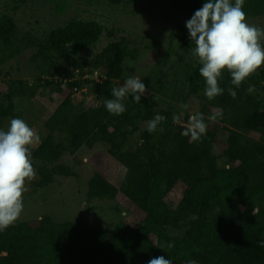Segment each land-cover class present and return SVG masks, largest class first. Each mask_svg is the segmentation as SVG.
<instances>
[{
  "label": "trees",
  "instance_id": "16d2710c",
  "mask_svg": "<svg viewBox=\"0 0 264 264\" xmlns=\"http://www.w3.org/2000/svg\"><path fill=\"white\" fill-rule=\"evenodd\" d=\"M29 1L10 0L8 12H0V129L6 131L12 118L33 126L27 121L32 101L40 98L50 106L69 90L53 113L43 123L39 120V127L33 126L40 138L28 146L39 177L33 187L47 188L55 176H74L68 166L57 164L60 159L104 144L109 157L121 165L122 169L116 165L120 182L116 185L96 172L88 183V199H125L141 218L135 223L121 220L111 231L56 221L49 215L19 220L0 231V264H147L158 256L172 259L173 264H187L190 258L198 264H264V248L258 246L264 239V66L239 87L223 70L218 86L225 92L210 100L204 95L202 65L171 64L169 50L141 79L147 87L141 101L129 95L124 101L127 110L113 115L103 99L111 98L126 60H136L141 48H132L133 40L121 28L107 32L109 43L97 50L104 28L96 21L71 19L43 39L34 37L19 27L13 15ZM44 2L54 5L59 15L67 11L68 0ZM205 2H181L188 20ZM242 10L246 19L264 18V0H244ZM186 21L174 28L170 38L173 42L178 35L182 46L191 49ZM160 45L159 36L146 44L149 52ZM27 54L28 72L22 75L16 63ZM171 74L185 80L181 90L165 83ZM178 81L175 84L181 86ZM250 85L262 94L249 93ZM230 87L237 92L235 99L227 92ZM86 88L95 101L74 104V92ZM192 99L197 101L193 112L180 107H193ZM23 105L25 110L18 109ZM216 107L223 109V118L205 119L201 139L181 135L192 115L199 112L207 118ZM157 113L166 117L161 125L165 131L149 133L145 122ZM173 115H180V122H174ZM218 138L225 145L222 164L212 151ZM177 185L183 193L170 204L169 193ZM168 243L174 247L168 248Z\"/></svg>",
  "mask_w": 264,
  "mask_h": 264
},
{
  "label": "rangeland",
  "instance_id": "374dc122",
  "mask_svg": "<svg viewBox=\"0 0 264 264\" xmlns=\"http://www.w3.org/2000/svg\"><path fill=\"white\" fill-rule=\"evenodd\" d=\"M44 1L30 0L13 14L19 27L34 37L43 39L50 31L64 26L71 19L96 21L104 28V34L97 43V50L109 43L106 35L112 29H124L123 32L133 40L132 48H141L142 52L136 57V60H126V69L122 79L117 84L118 87L130 76H138L142 79L150 75L151 69L154 68L163 54L169 50H171L172 55L171 64L181 66L183 63H187V65L193 67L202 65L194 53L195 45L191 49L185 48L178 41V35L171 42L170 35L174 28L189 18L184 6L183 8L181 7V2L184 0H134L132 3L125 4L122 2L119 5L113 4L110 0H96L94 5H88L86 1L82 0H68L67 11L61 15L55 12L54 5ZM8 3H11L10 0H0L1 13L8 12L5 11L8 10ZM245 22L264 30L263 17L249 18ZM158 36L161 39V45L153 52H149L146 44H151L153 39ZM260 44L264 48V35L260 38ZM27 61L28 54L23 55L16 63L20 65L19 73L22 75L28 72ZM263 66L249 77L259 74ZM168 78L170 80L165 81ZM168 78L165 77L163 81L167 85L168 82H171L175 90L177 89L178 91L181 90L185 83L183 78L174 74L169 75ZM95 79L101 81L103 76L101 80ZM178 79V83L181 86L175 84ZM253 92L262 94L261 90L256 86ZM68 94L69 90H65L53 103L50 102V106H47V102L42 99L35 98L32 101L30 115L27 113V121L32 123L33 126L38 125L39 127ZM194 100L192 99L191 101L193 107L188 105L187 108L191 109V112L197 106L195 105L197 101ZM72 101L74 104L82 101L93 103L95 99L89 89L86 88L81 92H74ZM26 107L23 105L19 106L18 109L22 108L25 110ZM33 126L30 128L33 129ZM249 136L255 139L259 138L255 133H251ZM218 140L212 151L218 157L219 163L222 164L221 155L225 145L220 142L221 138H218ZM113 161L114 159L109 157L107 147L104 144L92 149L81 148L75 154L67 153L57 164L68 166L75 175L72 177L55 176L53 183L47 188L36 190L33 187V183L39 177L36 169H34L35 175L25 182L22 196L23 210L16 221H36L40 220L44 215H49L56 221H75L86 226L100 227L110 231L121 220L128 223L139 221L141 215L137 214L138 212L134 210L135 208L130 206L125 199H88V183L96 172L112 178L111 181L114 184H119L120 177L118 176L119 169L117 166L121 168V165L115 161L113 163ZM182 193L183 187L177 185L169 193V203L175 204L178 202ZM128 210L136 213L131 214Z\"/></svg>",
  "mask_w": 264,
  "mask_h": 264
},
{
  "label": "clouds",
  "instance_id": "9594fccd",
  "mask_svg": "<svg viewBox=\"0 0 264 264\" xmlns=\"http://www.w3.org/2000/svg\"><path fill=\"white\" fill-rule=\"evenodd\" d=\"M244 0H206L203 6L196 10L190 20L186 21L191 44L195 45L194 53L202 63L200 75L205 80L204 95L214 99L223 95L224 88L218 86V78L222 79V71L227 69L231 75V83L239 87L247 77L264 65V48L260 38L264 30L246 23V13L242 10ZM254 86H249L248 92ZM147 91L145 83L138 76H130L119 87H113L111 98H104L106 110L113 115H120L127 109L124 101L131 95L139 103ZM228 94L235 99L237 92L227 89ZM187 109V104L180 106ZM180 115H183L181 113ZM180 115H173L174 122H180ZM223 118V109L216 107L211 115L205 118L203 113H196L189 119L181 135L190 137L191 141L201 139L206 133L205 119L216 121ZM166 117L160 114L146 121L149 133H163L161 126ZM37 133L20 118H12L8 129H0V231L6 230L20 216L23 210L22 196L25 181L35 175L29 158V148L34 140H39ZM258 246L264 248V239L258 241ZM168 248H173L168 243ZM147 264H173L172 259L163 256L153 257ZM187 264H198L195 259H188Z\"/></svg>",
  "mask_w": 264,
  "mask_h": 264
}]
</instances>
